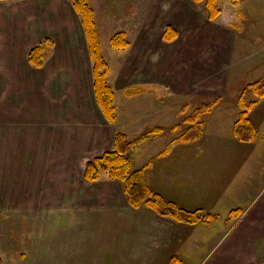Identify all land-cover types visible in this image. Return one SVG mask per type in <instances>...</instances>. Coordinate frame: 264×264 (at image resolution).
Instances as JSON below:
<instances>
[{"label": "rangeland", "instance_id": "obj_1", "mask_svg": "<svg viewBox=\"0 0 264 264\" xmlns=\"http://www.w3.org/2000/svg\"><path fill=\"white\" fill-rule=\"evenodd\" d=\"M88 3L114 123L96 103L72 1L0 0L1 264H161L164 216L131 207L124 183L106 173L87 181L86 165L124 135L129 173L142 169L157 194V163L179 157L173 161L185 144L176 139L194 108L216 103L189 143L209 151L230 145L218 138L220 128L232 129L240 117L263 120L254 85H264V0ZM33 48L40 68L28 63Z\"/></svg>", "mask_w": 264, "mask_h": 264}, {"label": "crops", "instance_id": "obj_2", "mask_svg": "<svg viewBox=\"0 0 264 264\" xmlns=\"http://www.w3.org/2000/svg\"><path fill=\"white\" fill-rule=\"evenodd\" d=\"M248 120L251 141L239 140L234 125L223 127L226 149L188 143L173 164L157 163V194L198 216L196 223L160 217L169 218L158 222L161 264H264V116Z\"/></svg>", "mask_w": 264, "mask_h": 264}, {"label": "trees", "instance_id": "obj_3", "mask_svg": "<svg viewBox=\"0 0 264 264\" xmlns=\"http://www.w3.org/2000/svg\"><path fill=\"white\" fill-rule=\"evenodd\" d=\"M73 9L80 16L81 25L84 32V38L88 47V56L92 61V77L93 91L96 103L102 112L104 118L110 122H115V110L112 103L113 92L107 84L106 78L108 74V66L100 50V43L93 19V11L88 0H71ZM169 39L168 36H166ZM116 47V46H115ZM28 63L35 68L42 66V56L39 48H33L28 53ZM259 98H264V85H254ZM214 103V102H213ZM205 103L194 108L193 111L184 118L183 122H187L186 128L177 137L179 143L188 144L198 140L203 133L202 118L213 109L216 103ZM243 106L245 104L241 103ZM179 125L173 127L177 129ZM234 134L242 141H251L254 136V128L250 121L245 117H240L234 124ZM158 133V129L154 128L139 138L135 139V143L147 140L152 134ZM114 150L95 158L86 165L84 178L87 181L94 182L98 179L100 173H106L113 179H119L124 183V192L127 195L128 203L133 208H139L145 204L152 211L162 216H170L173 219L186 222L196 223L198 216L176 207L174 204L165 201L158 194L154 193L147 185L143 170L129 173V160L127 158L130 143L126 141L124 135L118 134L114 142ZM170 145L164 150L167 152ZM0 258V264H1ZM177 264V262H174Z\"/></svg>", "mask_w": 264, "mask_h": 264}]
</instances>
